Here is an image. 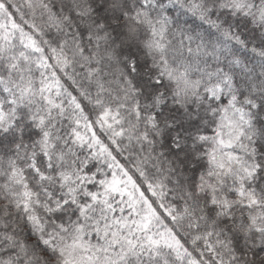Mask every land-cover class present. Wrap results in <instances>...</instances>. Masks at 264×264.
<instances>
[{
  "label": "snow or ice",
  "instance_id": "obj_1",
  "mask_svg": "<svg viewBox=\"0 0 264 264\" xmlns=\"http://www.w3.org/2000/svg\"><path fill=\"white\" fill-rule=\"evenodd\" d=\"M0 264H264V0H0Z\"/></svg>",
  "mask_w": 264,
  "mask_h": 264
}]
</instances>
